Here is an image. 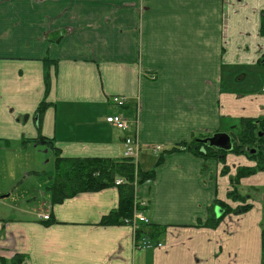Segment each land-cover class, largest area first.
I'll return each instance as SVG.
<instances>
[{
  "label": "crops",
  "instance_id": "crops-1",
  "mask_svg": "<svg viewBox=\"0 0 264 264\" xmlns=\"http://www.w3.org/2000/svg\"><path fill=\"white\" fill-rule=\"evenodd\" d=\"M263 13L264 0H0V257L264 264L261 200L245 213L224 215L218 205L240 204L229 192L245 156L205 158L196 145L230 133L223 121L243 110L264 118ZM230 73L246 86L229 91ZM112 113L138 120L137 165L154 177L134 188L149 223H101L120 204L118 186L51 202L50 145L71 158L124 157L135 132L107 123ZM156 146V157L142 152ZM147 224L164 231L137 237Z\"/></svg>",
  "mask_w": 264,
  "mask_h": 264
},
{
  "label": "trees",
  "instance_id": "trees-1",
  "mask_svg": "<svg viewBox=\"0 0 264 264\" xmlns=\"http://www.w3.org/2000/svg\"><path fill=\"white\" fill-rule=\"evenodd\" d=\"M261 34L264 35V13L262 16ZM45 103L40 110L45 109ZM241 127L233 135L236 144L231 150L227 151L217 147L210 146L202 141L204 138L197 140V152L203 153L205 158L224 157L229 152L241 154L245 146L255 147L253 154L248 153L249 157L258 159L254 166H241L236 175L231 177L233 189L229 192L230 198L240 201L236 208H232L225 202H218L223 214L229 212L245 213L250 211L253 204L249 199L253 198L248 192L250 188L242 191L241 179L256 174L258 171H264V118L243 117L241 118ZM48 143V142H47ZM55 155V173L52 184L49 186L51 193V202L53 204L61 203L64 200L74 197L82 192L100 191L109 187L118 186L120 190V204L109 214L103 216L101 223L105 225L122 224L127 219H132L135 209L145 210L140 207L138 196L135 194L134 182L142 184L154 177V170L144 171L139 164L131 158L113 159L106 157H65L56 146L50 145ZM205 148L206 150H202ZM252 149H249L251 152ZM243 153V152H242ZM252 153V152H251ZM224 172L226 170L224 169ZM117 179H123V183L116 184ZM258 199V198H256ZM259 200L264 205V192L260 194ZM223 215V216H224ZM219 222H209L208 225L215 226ZM164 231V227L147 224L138 228L137 237L146 235H156ZM262 252L264 263V222L262 226ZM26 256L17 253L11 258L0 257V264H25Z\"/></svg>",
  "mask_w": 264,
  "mask_h": 264
},
{
  "label": "built area",
  "instance_id": "built-area-1",
  "mask_svg": "<svg viewBox=\"0 0 264 264\" xmlns=\"http://www.w3.org/2000/svg\"><path fill=\"white\" fill-rule=\"evenodd\" d=\"M113 102H115L118 105L124 106L127 103V97L125 96H114ZM137 118H131L123 113H112L106 116V122L111 124L117 129L120 130H131L134 131V135L126 136L124 139V151L123 155L125 158H131L135 164H137V160L139 157V153L141 150L139 139L137 138V133L135 131L137 127ZM154 149V152L160 151L162 148L160 146H156ZM123 179H117L116 184L123 183ZM137 181L134 182V185L136 186ZM140 207H146L147 203L145 201L139 202ZM37 216L40 220H50V213L45 212L44 210H38ZM138 222H144L149 223V219L146 217L143 210L135 209L132 219H127L125 223L131 224V225H137ZM152 242L148 239H144V244L142 247L151 246Z\"/></svg>",
  "mask_w": 264,
  "mask_h": 264
},
{
  "label": "rangeland",
  "instance_id": "rangeland-1",
  "mask_svg": "<svg viewBox=\"0 0 264 264\" xmlns=\"http://www.w3.org/2000/svg\"><path fill=\"white\" fill-rule=\"evenodd\" d=\"M256 74L259 77L264 76V67L261 66L258 69V71H256ZM227 78H228V83L227 84H228V87L230 89L229 91H231L232 89H243L246 86L245 85L246 83H239L237 81V76L232 75L231 73L228 74ZM256 78L257 77H254V76L252 77V75H249V80H253V79L256 80ZM248 81H247V84H248ZM123 112H125V110H123ZM243 114H244V117L251 116L247 112V110H243L242 112H239V116H234L230 120L223 121V125L221 126L222 130H220V131H230L229 134L231 135V138L233 140V144H236V140H235V137H234L233 134L235 132H237L236 130H239V128L242 126L241 125V118H242L241 116ZM255 147L256 146H254V148H251V149H255ZM142 152L148 154L149 156L153 155L155 157L157 156L156 154H158V153H156L154 151H150L149 149H145ZM242 152H241V154H243L245 156V159L248 162L244 166H254V165H256L258 163V159L249 157L248 153H250V154H253V153L249 152V149L247 148V146H245V148H244V150ZM229 153H233V152H229ZM233 154L236 155V153H233ZM47 160H48V158L45 159V161H47ZM248 164H250V165H248ZM46 167L47 168H49V167L53 168L54 167V160L51 163H49V162L46 163ZM262 172H263V170L262 171H258L255 175H250V176L245 177V180H244V181H246V182H244V185H246L245 188H250V190H249L250 192L249 191L248 192L251 194V196L253 198L249 199V202L252 203V204H253V201L254 202L255 201H260L259 200L260 194H261V192L262 193L264 192V181H263V178L260 176ZM251 176H255V177H251ZM248 177H251V178L248 179ZM254 180H255L254 184H251V182L254 181ZM256 198H258V200ZM260 203L263 205L262 201H260ZM252 207H254V204H253ZM263 208H264V205H263Z\"/></svg>",
  "mask_w": 264,
  "mask_h": 264
},
{
  "label": "water",
  "instance_id": "water-1",
  "mask_svg": "<svg viewBox=\"0 0 264 264\" xmlns=\"http://www.w3.org/2000/svg\"><path fill=\"white\" fill-rule=\"evenodd\" d=\"M202 141L210 146L217 147L219 149L231 150L233 147V142L231 135L228 132H217L212 136L202 139ZM256 149H252L251 152L254 153ZM220 213V210H218Z\"/></svg>",
  "mask_w": 264,
  "mask_h": 264
},
{
  "label": "flooded vegetation",
  "instance_id": "flooded-vegetation-1",
  "mask_svg": "<svg viewBox=\"0 0 264 264\" xmlns=\"http://www.w3.org/2000/svg\"><path fill=\"white\" fill-rule=\"evenodd\" d=\"M228 133H229V132H228ZM232 142H233V140H232ZM234 145H235V144H233V147H234ZM247 148H248V149H251V146H250V147H249V146H247Z\"/></svg>",
  "mask_w": 264,
  "mask_h": 264
}]
</instances>
